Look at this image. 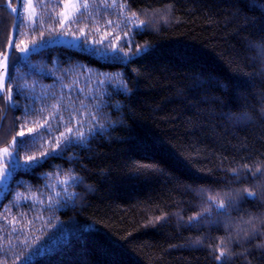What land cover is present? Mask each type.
Masks as SVG:
<instances>
[{
    "label": "trees",
    "instance_id": "obj_1",
    "mask_svg": "<svg viewBox=\"0 0 264 264\" xmlns=\"http://www.w3.org/2000/svg\"><path fill=\"white\" fill-rule=\"evenodd\" d=\"M61 1L31 0L36 11L25 16L21 0L0 95V148L20 167L0 212L16 190L64 170L83 181L75 206L57 211L76 230L51 250L1 264H264V182H256L264 178V0H122L146 22L133 45H149L127 65L67 43ZM3 3L0 53L12 22ZM33 40L52 43L32 51ZM86 70L120 74L98 111L114 126L28 168L25 159L44 151L32 149L27 130L45 118V101L56 102L59 82L80 96ZM245 189L255 198L237 195ZM226 194L234 203L217 214L208 197ZM205 209L210 218L189 219Z\"/></svg>",
    "mask_w": 264,
    "mask_h": 264
},
{
    "label": "rangeland",
    "instance_id": "obj_2",
    "mask_svg": "<svg viewBox=\"0 0 264 264\" xmlns=\"http://www.w3.org/2000/svg\"><path fill=\"white\" fill-rule=\"evenodd\" d=\"M22 9L25 16L36 11L31 0H23ZM133 14L135 13L127 10L122 0H62L58 22L60 27L67 25L63 32L68 40L75 42L77 37L86 38L87 41L100 40L107 33L110 47L111 43H118L116 37H122L135 24L143 21ZM65 16L68 19H65ZM61 21L64 23L61 24ZM82 30L86 37L81 36ZM138 30L140 29L135 30L133 34ZM69 31L72 33H68ZM134 49L135 45L132 50ZM123 50L129 49L125 46ZM85 73L86 78L80 79L83 86H78L80 96H76L72 83L59 82L57 103L44 102L43 105L47 107L45 118L31 127L35 131L34 136L36 135L31 144L33 150L47 152L49 149L57 148L60 133L67 132L68 128H77L78 123L81 125L77 128L78 132L87 131L92 127L91 116H98L103 89L108 84L115 87L121 81L119 73H97L90 70H86ZM91 75L92 77H89ZM46 123L47 128L40 127ZM5 149L13 154L10 147L0 148V169L8 165L9 157ZM12 173L13 171L11 175ZM72 177L74 176L66 171L57 169L40 175L39 184L14 192L5 206V213L0 212V264L6 262V257L29 259L55 247L74 233L76 230L74 226L59 221L57 211L64 206H57L56 203L58 199L66 196L73 197L75 183L72 182ZM6 191L7 187L0 184V200ZM215 202L219 203L218 200ZM49 208L51 210H48Z\"/></svg>",
    "mask_w": 264,
    "mask_h": 264
},
{
    "label": "snow or ice",
    "instance_id": "obj_3",
    "mask_svg": "<svg viewBox=\"0 0 264 264\" xmlns=\"http://www.w3.org/2000/svg\"><path fill=\"white\" fill-rule=\"evenodd\" d=\"M84 7H87V5H84ZM13 12H16L17 9L13 8ZM135 15V14H133ZM65 19H68L67 16H65ZM71 22V21H69ZM64 21H61V24H63ZM137 29L140 30H146V22L141 21L139 24H135L133 28L129 29L128 32L124 33L122 37H116V40L118 43H111V46L109 47L108 44L110 43L108 37L109 34H105L104 37H102L100 40H92V41H87L85 39H80L77 37L75 39V42L73 41H68L71 46L73 47H79L84 51H87L91 53V55L99 57L102 60H110V61H119L125 65L130 63L133 59L139 58L143 56L148 50H149V45H137L134 50L133 49V44L135 43L134 38H131L133 35V32ZM81 36L86 37V33L82 30L81 31ZM23 43V41H21ZM52 43V41H45V42H38L36 40L32 41L33 47L31 50L32 51H37L41 48H45L48 46V44ZM9 45L10 48L15 46L14 45V39L10 38L9 40ZM127 47L129 50L124 51L123 48ZM29 50L28 45H25L24 47L20 48L21 52H27ZM10 58H9V53L4 54V59L3 61H0V80H2L6 75L9 74V68H10ZM123 88L124 92H127L128 89L126 86L121 85ZM11 93V89H9ZM12 100V96L10 94L9 96V101ZM7 103V102H6ZM119 105H116V109H119ZM28 111L36 112L38 110L32 108L29 109ZM25 114H28L26 111ZM100 117L99 116H91V124L92 127L88 128L87 131H77V128L81 127V125L78 123L77 128H68L67 132H61L60 133V140L57 141V148H52L49 149L47 152H42L40 156H28L25 161L23 162L24 165H26L28 168H32L34 166H37L41 163L42 160L53 156V155H58V148L61 147H67L68 145L72 144H81V145H86L89 138H92L96 135H104L109 132L110 128L114 126V122L111 119H105L103 123L99 122ZM41 128H47V123L45 125H41ZM34 132V129L29 128L27 130L28 134H32ZM21 137L25 136L26 133L21 131L19 133ZM5 153L9 157L8 165H6L5 168L0 169V184L4 185L7 187L9 176L11 175V172L14 171L17 167H20V164L17 162L18 161V155L14 156L11 153L7 152V149H5ZM71 159V158H70ZM72 182L75 184H80L82 183V179L79 177H72ZM23 186V185H20ZM237 195H246L247 198H255V194L253 192H250L248 190H244V193H238ZM71 203L72 206H75V199L71 196H66L63 199H58L57 200V206H65L68 203ZM208 203L212 206V208L215 209L217 214L220 213H226L227 209L229 206H231L234 203V200L227 196L226 194V199H221L219 203L215 202L214 197H208ZM48 210H51L50 208ZM201 215H206V216H211V209H205L203 214H198L197 217H190V220H194L196 223H199V218ZM157 221L161 220V217L156 218ZM38 247V246H34ZM42 250V249H40ZM222 253V250H221ZM217 261H221V255H218L216 257Z\"/></svg>",
    "mask_w": 264,
    "mask_h": 264
},
{
    "label": "water",
    "instance_id": "obj_4",
    "mask_svg": "<svg viewBox=\"0 0 264 264\" xmlns=\"http://www.w3.org/2000/svg\"><path fill=\"white\" fill-rule=\"evenodd\" d=\"M10 1L11 0H4V3H3V5L12 14V22H11V25H10V28H9L8 38H7V42H6L5 46H4V50H3V52L0 53V61H3L5 53H9V57H10V54H11V51H12V47L10 48L9 40H10V38H13L15 40L16 26H17L18 20H19L20 0H15V4H14L13 7L10 6ZM13 8H16L17 11L13 12L12 11ZM7 76L8 75H6L2 80H0V95L5 90V83H6V80H7Z\"/></svg>",
    "mask_w": 264,
    "mask_h": 264
},
{
    "label": "bare ground",
    "instance_id": "obj_5",
    "mask_svg": "<svg viewBox=\"0 0 264 264\" xmlns=\"http://www.w3.org/2000/svg\"><path fill=\"white\" fill-rule=\"evenodd\" d=\"M256 182H257V183H259V182H262V183H263V182H264V178L260 177L259 179L256 180ZM51 249H53V248H51ZM51 249H50V250H51ZM24 259H25V258H24Z\"/></svg>",
    "mask_w": 264,
    "mask_h": 264
}]
</instances>
